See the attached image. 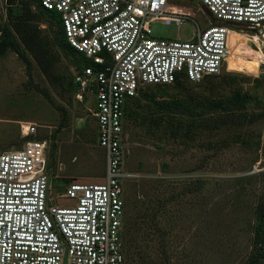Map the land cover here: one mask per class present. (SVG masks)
Here are the masks:
<instances>
[{"label": "rangeland", "instance_id": "374dc122", "mask_svg": "<svg viewBox=\"0 0 264 264\" xmlns=\"http://www.w3.org/2000/svg\"><path fill=\"white\" fill-rule=\"evenodd\" d=\"M177 1L200 28L219 22L196 0ZM24 8L52 57L46 70L14 30ZM227 25L232 48L218 73L142 86L126 108L123 244L140 243L136 227L146 220L139 207L147 206L155 236L148 264H264V26L249 33ZM149 27L153 37L187 38L192 30L190 23ZM4 33L30 65L8 45L0 54V152L23 144L19 123H34L30 137L46 143L51 202L70 204L60 197L65 186L99 182L105 168L90 93L75 97L73 78L86 61L36 0H0V42ZM134 251L124 264H138Z\"/></svg>", "mask_w": 264, "mask_h": 264}, {"label": "built area", "instance_id": "2783aa9c", "mask_svg": "<svg viewBox=\"0 0 264 264\" xmlns=\"http://www.w3.org/2000/svg\"><path fill=\"white\" fill-rule=\"evenodd\" d=\"M196 1L219 22L200 28L177 0H38L58 15L68 46L90 61L73 83L78 100L90 93L104 176L68 183L60 197L70 204H54L45 140L30 137L34 123H19L23 144L0 152V264H123L126 105L142 86L218 73L228 54L227 23L249 33L264 26V0ZM152 21L190 23L191 34L153 37Z\"/></svg>", "mask_w": 264, "mask_h": 264}, {"label": "trees", "instance_id": "16d2710c", "mask_svg": "<svg viewBox=\"0 0 264 264\" xmlns=\"http://www.w3.org/2000/svg\"><path fill=\"white\" fill-rule=\"evenodd\" d=\"M6 1L8 3L13 2V0H6ZM36 4L42 11H44V13L54 14L57 17V20L59 22V18H58V15L56 14V12H54L52 10L43 9L40 6L38 0H36ZM26 11L27 10L24 8V10H22V13L20 15H18L19 20L16 23V25L14 26V30L19 35V38H20L22 44L27 48V50H29L31 57L37 62L39 67L43 70H46L47 68L51 67L49 64L51 63L52 57H48L47 51L43 49V47H44L43 43L39 39H36L35 27L28 22V19H29L28 18V16H29L28 11H27L28 16H26L24 14V13H26ZM59 26H60V22H59ZM60 30H61V26H60ZM61 33H62V30H61ZM62 37L64 39L63 34H62ZM1 42L4 43L5 45H8L16 53V55L19 58H21V60L25 63L26 68L28 69V67L30 65V60L27 59V57L25 55H23L18 50V48L13 44L12 41H10L9 34L4 33L3 38L1 39ZM64 42L69 49H71L75 54L79 55L83 60H85L86 64L90 63V61L85 59L80 53L76 52L74 49L69 47L65 39H64ZM46 60H48V61H46ZM51 70H53V69H51ZM178 80H181V79H177L176 81H178ZM133 98L129 101V103L133 100ZM128 104L126 105L125 110H124V121H126L127 117H128V112L126 110ZM123 200H124V195H123ZM136 200H137V198H136ZM145 207H147V206H141L139 208H142L140 218H143L146 221H144V220L141 221L143 227L138 226V225L136 227V235L140 237V243H135V245L132 246L133 243L130 242V240H129V242L127 243V250H126V248L124 249V244H123L124 260H125L126 252H127L128 257H129V255L131 253V247H133L135 250L134 252L136 253L135 257H137L138 264H148V262L151 260V254L154 250V246L152 244V241L154 240L155 236L149 230V226H146V224H149V225L151 224L153 214H151L152 210L148 209L149 211H146L144 209ZM128 236L129 235L127 234V237ZM121 237H122V242H123L122 230H121ZM150 263H151V261H150ZM123 264H124V262H123Z\"/></svg>", "mask_w": 264, "mask_h": 264}, {"label": "bare ground", "instance_id": "6f19581e", "mask_svg": "<svg viewBox=\"0 0 264 264\" xmlns=\"http://www.w3.org/2000/svg\"><path fill=\"white\" fill-rule=\"evenodd\" d=\"M230 33H231V28H228V31H227L228 54H227V56H226L225 61L227 60V58H228V56H229L230 47L232 48V45L230 44V41H229ZM255 39H258V38H255ZM229 44H230V45H229Z\"/></svg>", "mask_w": 264, "mask_h": 264}, {"label": "water", "instance_id": "95a60500", "mask_svg": "<svg viewBox=\"0 0 264 264\" xmlns=\"http://www.w3.org/2000/svg\"><path fill=\"white\" fill-rule=\"evenodd\" d=\"M6 45L0 42V54H2L5 50Z\"/></svg>", "mask_w": 264, "mask_h": 264}, {"label": "crops", "instance_id": "0c3cea01", "mask_svg": "<svg viewBox=\"0 0 264 264\" xmlns=\"http://www.w3.org/2000/svg\"><path fill=\"white\" fill-rule=\"evenodd\" d=\"M6 48V47H5ZM93 119V118H92ZM94 121V120H93ZM94 130H95V125H94ZM95 133V132H94ZM94 136H95V134H94Z\"/></svg>", "mask_w": 264, "mask_h": 264}]
</instances>
